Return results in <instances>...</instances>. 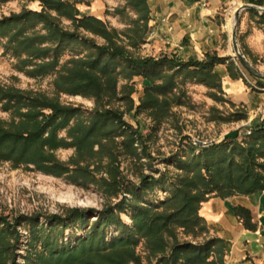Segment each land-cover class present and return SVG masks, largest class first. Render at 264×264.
Instances as JSON below:
<instances>
[{"label":"trees","instance_id":"obj_1","mask_svg":"<svg viewBox=\"0 0 264 264\" xmlns=\"http://www.w3.org/2000/svg\"><path fill=\"white\" fill-rule=\"evenodd\" d=\"M10 1L14 0H0V4ZM27 1L39 2L42 9L24 8L0 18V42L5 40V53L17 59L18 71L34 79L54 76L53 92L0 85V109L12 115L10 121L0 119V161L65 178L84 189L97 187L106 202L101 210L67 208L49 215L47 223L38 214L14 219L1 215L0 264H21L19 258L24 264H144L138 252L141 242L148 263L226 264L228 244L209 236L210 225L200 211L212 196L264 192V120L242 140L237 133L209 146L191 143L188 155H175L174 173L142 170L136 182L121 170L124 160L138 169L145 167V156L152 159L144 145L150 134L145 136L140 126L134 128L125 115L146 113L150 130L157 131L174 107L186 104L188 82L204 85L218 102H229L215 70L225 59L136 55L131 50L146 44L150 32L149 0H126L116 10L119 15L128 10L135 15L121 31L81 12L76 0ZM97 37L104 43L99 44ZM77 51L61 63L67 52ZM135 77L145 81L138 105L131 83ZM121 81L126 84L120 86ZM62 95L93 99L95 107L85 111L65 104ZM246 118L241 113L236 120ZM138 144L143 145L142 151ZM60 149H74V153L63 161L57 155ZM158 191L165 193V199L150 200ZM233 211L246 229L256 228L250 210L238 206ZM123 214H130L131 224L122 219ZM20 227L29 232L26 242ZM70 229L84 233L67 239ZM180 231L205 237L204 241H180ZM25 243V255L19 254Z\"/></svg>","mask_w":264,"mask_h":264},{"label":"rangeland","instance_id":"obj_2","mask_svg":"<svg viewBox=\"0 0 264 264\" xmlns=\"http://www.w3.org/2000/svg\"><path fill=\"white\" fill-rule=\"evenodd\" d=\"M76 1L77 7L81 12L89 13L94 16L100 13L101 16L99 18L120 31L127 28L130 17L135 16L130 10H128L126 15L117 14L116 10L123 8L126 4V0ZM249 2L250 1H239L242 5H256L255 3ZM233 5L232 3V6ZM24 8L36 11L42 9L39 2L14 0L5 4H0V18L10 16L12 13H20ZM231 16V12H229L228 17L230 18ZM232 19L235 24L234 17ZM63 24L64 26L70 27V22L68 21H64ZM239 27L240 25H238V28ZM245 27L246 26H244V30ZM230 31L233 33V29ZM96 40L99 44L104 43L101 38L97 37ZM244 40L238 35L239 46L242 53L245 55ZM147 44L150 43L147 41L138 51L135 52L133 49L131 51L141 57L159 58L153 45L148 46ZM76 53H78V51L75 53L67 52L63 56L61 63L64 64L68 59L75 56ZM83 54L82 52L81 55ZM232 54L236 59H239L233 48ZM245 57L248 59L246 55ZM248 61L256 70L264 74V58L261 63H257V65L252 63L249 59ZM16 64L17 59L10 53H5V40L1 41L0 85L52 94L54 76L34 79L28 77L24 72L18 71ZM131 83L135 85L133 99L136 105H138L144 94L145 81L143 77H135ZM124 84H126V81L120 82V86ZM196 85L200 84L188 82L185 85L187 91L186 104L174 107L169 119H167L155 132L150 130L152 122L146 113L137 117L134 116V113L125 115V119L134 128L140 126L145 136L148 137L150 134V136L146 138L144 145L147 148V153L152 157V159H149L148 156H145L142 160L145 167L138 169H136L129 160H124L121 165V170L129 179L138 182L142 170L145 174L153 173L157 175L155 172L156 170H160L161 172L171 171L174 173L176 172L174 166L175 155H188L189 151L192 149L190 146L191 143L198 146H209L214 143H219L223 141L225 137L237 133L239 134V139L242 140L243 136L247 135V132H252L254 126H249L250 123L256 126L263 122L264 95H259L249 90V92L247 91L248 94L243 98V102H237L235 105L229 100H227L229 102L216 101L208 94L209 90H204ZM61 100L65 104L81 106L85 111H91L95 107L93 99L79 95H62ZM116 106L125 110L123 104H117ZM241 113L246 114L247 118L236 120L237 115ZM11 117V112H5L0 109V119L10 121ZM63 135L65 134L63 133ZM137 147L142 151L143 145L138 144ZM73 153L74 149H60L57 151L58 157L63 161H68ZM165 197L163 191H158L151 195L149 199L160 202L164 200ZM213 197L218 196H212L211 198ZM219 198L226 199L222 197ZM105 202V197L97 187L84 189L70 183L65 178L46 175L33 170L32 167L14 168L11 163L0 161V216H8L10 219H14L21 215L31 216L38 214L40 215L41 222L47 223V217L49 215L61 214L67 208H92L101 210ZM95 219L96 218H93L92 221ZM122 219L127 224H131L130 214H123ZM209 225V236L218 237L215 231L218 227L212 224ZM19 230L26 242L27 237H29V232L24 227H20ZM83 233L84 231L82 230L70 229L66 232L65 236L67 239H75L77 236L83 235ZM111 233L114 234L115 232ZM178 237L180 241H191L194 243L203 242L205 238H193L190 235H185L182 231H180ZM25 251L26 243L23 244L22 250H19V254L25 255ZM138 252L144 258V264L155 263V260L152 263H148L145 260L147 251L143 242L140 243ZM18 261L24 264L22 258H19Z\"/></svg>","mask_w":264,"mask_h":264},{"label":"crops","instance_id":"obj_3","mask_svg":"<svg viewBox=\"0 0 264 264\" xmlns=\"http://www.w3.org/2000/svg\"><path fill=\"white\" fill-rule=\"evenodd\" d=\"M232 1L149 0L152 21L147 39L150 44L147 45H153L159 57L176 55L183 60H204L207 55H217L225 59L215 70L222 77L223 96L236 105L243 102L249 90L264 95V77L250 74L232 54L233 33L230 30L236 11L234 8L232 18L228 17ZM255 4L264 8V0ZM239 25L238 35L245 39V55L255 65L261 63L264 58V14L246 10L240 16ZM196 86L208 90L203 85ZM238 206L251 211L254 230L246 229L235 215L233 209ZM201 215L209 224L218 227L216 234L226 240L227 264H264V192L226 199L213 197L203 204Z\"/></svg>","mask_w":264,"mask_h":264},{"label":"water","instance_id":"obj_4","mask_svg":"<svg viewBox=\"0 0 264 264\" xmlns=\"http://www.w3.org/2000/svg\"><path fill=\"white\" fill-rule=\"evenodd\" d=\"M246 10H255L260 12L261 14H264V8L254 5V4H245L241 6L234 14V30L232 34V45L233 49L236 52L239 60L241 61L242 65L253 75L258 76V77H264V74L257 71L252 64L248 61V59L245 57V55L242 53L241 48L238 43V25L240 21V16L242 13Z\"/></svg>","mask_w":264,"mask_h":264},{"label":"bare ground","instance_id":"obj_5","mask_svg":"<svg viewBox=\"0 0 264 264\" xmlns=\"http://www.w3.org/2000/svg\"><path fill=\"white\" fill-rule=\"evenodd\" d=\"M241 6H243L241 3L235 1V2H234V5L231 7V9H232L233 7H235V9H236V11H237ZM231 9H230V12H231ZM233 9H234V8H233ZM234 14H235V13H234ZM233 17H234V15H233ZM232 26H233V27H232ZM231 27H232L233 30H234V22H233V19H232V25H231Z\"/></svg>","mask_w":264,"mask_h":264},{"label":"built area","instance_id":"obj_6","mask_svg":"<svg viewBox=\"0 0 264 264\" xmlns=\"http://www.w3.org/2000/svg\"><path fill=\"white\" fill-rule=\"evenodd\" d=\"M235 1H237V2H243V1H252V2H254V3H256V2H259V1H261V0H233V4H234V2ZM251 134V132H247V135H250Z\"/></svg>","mask_w":264,"mask_h":264}]
</instances>
